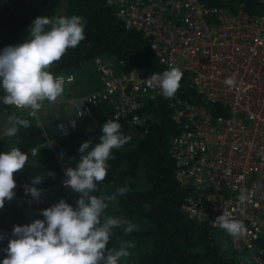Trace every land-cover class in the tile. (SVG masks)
I'll return each mask as SVG.
<instances>
[{"label": "built area", "instance_id": "built-area-1", "mask_svg": "<svg viewBox=\"0 0 264 264\" xmlns=\"http://www.w3.org/2000/svg\"><path fill=\"white\" fill-rule=\"evenodd\" d=\"M258 1L263 12L252 14L203 0H108L128 29L149 40L158 71H124L123 61L98 57L100 86L69 98L75 116L56 127L63 134L76 131L93 118L94 104L108 101L116 118L146 134L163 115L146 110L162 96L158 88H147L146 79L171 68L187 73V87L202 102L176 94L167 98L178 130L170 149L176 179L188 189L183 208L190 219L216 230H223L215 223L223 212L241 221L243 237L227 234L240 264H264L259 245L264 235V0ZM56 76H63L64 84L77 80L74 73ZM228 78L233 85L225 84ZM55 155L63 169L59 185L65 187L67 152L57 148ZM37 188L42 194L34 203H46L47 190Z\"/></svg>", "mask_w": 264, "mask_h": 264}, {"label": "trees", "instance_id": "trees-1", "mask_svg": "<svg viewBox=\"0 0 264 264\" xmlns=\"http://www.w3.org/2000/svg\"><path fill=\"white\" fill-rule=\"evenodd\" d=\"M203 1L213 6L243 9L252 14L263 12V5L258 0ZM73 15L83 18L85 39L54 62L49 71L55 76L74 73L77 77L74 83H79L80 79L94 75V62L98 57L116 64L123 61L124 71L141 67L158 71L149 40L141 32L128 29L108 0H0V51L24 42L32 21L38 16ZM187 78V73L183 72L176 95L202 102L195 91L187 87ZM97 82L96 88L100 86V78ZM3 95L0 89V152L17 147L28 156V160L23 171L14 173L17 184L14 199L6 200L4 207L0 208V236L3 237L0 239V261L7 255L4 250L8 241L14 238L11 233L15 225L23 226L36 219H44L41 211L52 206L48 197L50 189L60 199L75 206L79 194L59 185L63 169L55 149H65L69 167H75L82 142L99 143L102 125L107 119H112L131 139L121 148L112 150L107 176L98 185L100 191L94 195L109 196L117 186L127 188L126 194L118 197V205L109 203L106 209L108 215L136 225V230L130 234H125L122 227L113 230L109 247L118 249L120 240L130 241L133 245L120 264H240L224 230L190 219L183 208L188 189L176 179V164L170 149L171 139L178 130L171 118L167 98L161 96L155 105L151 102L146 108L157 114L163 112L161 117L156 116L146 134L133 129L126 119L116 118L108 101L94 104L92 119H85L76 131L63 134L56 128L63 116L47 114L41 121V118L31 117L22 109L4 105ZM13 113L29 119L31 126L27 129L21 127L14 137L8 138L3 135L2 123L5 128L7 117ZM33 148H37L34 156L31 154ZM35 175L45 177L42 183L35 185L47 190V201L41 205H36L31 195L25 194V185L31 186ZM259 245L264 246V235L259 239Z\"/></svg>", "mask_w": 264, "mask_h": 264}, {"label": "clouds", "instance_id": "clouds-1", "mask_svg": "<svg viewBox=\"0 0 264 264\" xmlns=\"http://www.w3.org/2000/svg\"><path fill=\"white\" fill-rule=\"evenodd\" d=\"M84 27L83 18L78 15L35 18L24 42L0 51L2 103L22 109L31 117L42 108L44 101L55 103L64 92V77L55 76L49 69L69 48H75L85 39ZM182 76L178 68L152 73L146 79L147 88H158L164 98H172ZM225 84L233 85L234 79H226ZM30 126L29 119L13 113L7 117L3 135L11 138L21 127ZM120 129L116 120L107 119L102 125L99 143L82 142L78 163L64 172L65 187L79 194L75 206L61 198L41 211L44 219L15 225L11 233L14 238L8 241L4 250L7 255L0 264H120L129 255L128 249L133 246L130 241L120 240L118 249L109 247V242L115 228L122 227L125 234H130L136 225L106 213L109 203L118 205V197L126 194L127 188L117 186L109 196L94 195L107 176L112 150L131 139ZM27 160L28 156L16 147L0 152V208L6 200L14 199L17 187L14 173L23 171ZM44 178L35 175L31 186L25 185V194L39 199L42 190L35 185ZM215 223L234 239L246 233L244 224L229 212L217 216Z\"/></svg>", "mask_w": 264, "mask_h": 264}, {"label": "rangeland", "instance_id": "rangeland-1", "mask_svg": "<svg viewBox=\"0 0 264 264\" xmlns=\"http://www.w3.org/2000/svg\"><path fill=\"white\" fill-rule=\"evenodd\" d=\"M95 65V62H94ZM97 78H99V74L96 70V66H95V72L93 76L90 77H85L83 79H80L81 81L79 83H66L63 85L64 87V92L63 94L58 97L57 101L55 103H49L47 101V103L43 104L42 108L38 111V113L40 112V115L43 114H48V115H53V116H63V119H69L72 115V117L75 116L74 112L72 111V109L70 108V105L68 102H66L69 97H77L78 95L81 94H85L87 92H90L92 90H94L96 88V86L99 84L97 82ZM98 84H95V83ZM72 85H75L72 88ZM71 88V89H70ZM39 116V114H38ZM61 119V120H63ZM5 122V121H4ZM39 123H41V121H39ZM2 128L5 129L3 127V123H2ZM51 192H49V201L51 200V204H55L57 203L60 198L58 196L57 193H55V191L53 189H50Z\"/></svg>", "mask_w": 264, "mask_h": 264}, {"label": "crops", "instance_id": "crops-1", "mask_svg": "<svg viewBox=\"0 0 264 264\" xmlns=\"http://www.w3.org/2000/svg\"><path fill=\"white\" fill-rule=\"evenodd\" d=\"M71 89V88H70ZM82 95V94H81ZM81 95H79V96H81ZM69 98H72V96L71 97H69ZM45 103H47V102H44L43 104H45ZM41 113L39 112V118H41V121H44V117H45V115L46 114H43V115H40ZM40 121V120H39ZM59 121H61V120H59Z\"/></svg>", "mask_w": 264, "mask_h": 264}]
</instances>
